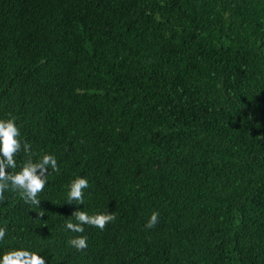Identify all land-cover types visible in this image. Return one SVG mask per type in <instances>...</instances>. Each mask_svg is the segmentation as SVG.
<instances>
[{
	"label": "trees",
	"instance_id": "16d2710c",
	"mask_svg": "<svg viewBox=\"0 0 264 264\" xmlns=\"http://www.w3.org/2000/svg\"><path fill=\"white\" fill-rule=\"evenodd\" d=\"M9 118L33 161L53 155L58 170L39 205L3 193L0 253L264 264V0H0ZM76 178L82 205L67 201ZM78 210L115 219L69 232ZM77 236L85 249L69 246Z\"/></svg>",
	"mask_w": 264,
	"mask_h": 264
},
{
	"label": "clouds",
	"instance_id": "9594fccd",
	"mask_svg": "<svg viewBox=\"0 0 264 264\" xmlns=\"http://www.w3.org/2000/svg\"><path fill=\"white\" fill-rule=\"evenodd\" d=\"M23 151L29 158L17 168L16 156ZM31 145L23 142L20 138V131L13 118L0 119V199L5 191L18 192L27 203L39 205L40 200L37 194L40 193L48 179L49 169L57 171V161L53 155H43L33 161L30 156ZM88 181L85 178H76L68 186L67 201L83 204V190L88 188ZM76 223L71 220L65 222V229L69 232L82 233L84 226H93L103 229L105 224L115 219L111 214L89 215L87 212L78 210L74 213ZM158 213L153 212L149 217L146 228H152L158 222ZM6 236V230L0 227V241ZM69 246L77 251L87 247V239L84 236H77L68 241ZM0 264H46V259L38 252L31 251L24 247L13 248L0 253Z\"/></svg>",
	"mask_w": 264,
	"mask_h": 264
},
{
	"label": "bare ground",
	"instance_id": "6f19581e",
	"mask_svg": "<svg viewBox=\"0 0 264 264\" xmlns=\"http://www.w3.org/2000/svg\"><path fill=\"white\" fill-rule=\"evenodd\" d=\"M44 187H45V186H44ZM47 191H48V190H47ZM15 193H16V192H15ZM41 193H42V192H41ZM41 193H40V194H41ZM46 193H47V192H46ZM11 194H12V193H11ZM49 194H50V193H49ZM41 195H42V194H41ZM45 199H46V198H45ZM47 199H48V198H47ZM3 201H4V200H3ZM8 202H9V200H8ZM172 203H173V202H172ZM170 204H171V203H170ZM144 263H145V262H144Z\"/></svg>",
	"mask_w": 264,
	"mask_h": 264
}]
</instances>
